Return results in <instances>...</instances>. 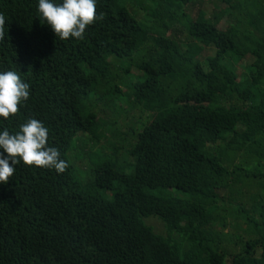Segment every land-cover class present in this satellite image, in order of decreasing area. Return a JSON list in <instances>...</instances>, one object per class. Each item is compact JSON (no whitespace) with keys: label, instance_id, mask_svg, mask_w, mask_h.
Here are the masks:
<instances>
[{"label":"trees","instance_id":"16d2710c","mask_svg":"<svg viewBox=\"0 0 264 264\" xmlns=\"http://www.w3.org/2000/svg\"><path fill=\"white\" fill-rule=\"evenodd\" d=\"M188 1H154L143 27L120 0H96L104 19L83 40H61L38 0H0V73L16 71L30 91L16 116L0 117V132L38 119L69 165L58 173L21 160L8 183L0 182V264H264V205L237 210L251 235L233 239L239 249L228 255L224 222L213 214L216 190L241 179L264 196V86L256 75L264 69V0H218L242 10L227 34L201 9L185 20ZM183 20L182 48L166 21ZM201 45L214 49L206 70L196 59ZM222 56L250 58L249 80L225 75ZM114 60L126 63L131 98L154 114L129 127L130 172L102 159L80 183L62 143L81 131L96 137L101 120L85 102L91 90H116ZM131 63L136 74H127ZM248 160L252 167L242 171ZM101 188L111 190L108 198ZM147 215L176 240L154 233L141 219Z\"/></svg>","mask_w":264,"mask_h":264},{"label":"rangeland","instance_id":"374dc122","mask_svg":"<svg viewBox=\"0 0 264 264\" xmlns=\"http://www.w3.org/2000/svg\"><path fill=\"white\" fill-rule=\"evenodd\" d=\"M120 1L143 27L149 21V12L152 10V3L154 1L162 3V0ZM197 9L203 10L206 16L212 17L215 20L214 24L216 28L223 34L229 33L232 27L235 26L236 21L242 19V10L233 4L224 5L218 0H189L182 6L181 10L185 16V20L191 19ZM185 20L179 23L166 21L170 26L171 36L176 39L182 48L188 43L184 31ZM201 46L202 50L196 59L200 62L202 68L206 70V57L212 55L214 49L211 46ZM226 60L229 63V67L224 70L225 75L229 76L231 73H234L239 80H249V71L254 69L250 65V58L242 57L234 63L229 61L227 56H222L221 62ZM124 64L126 63L122 61H113V73L117 75V78L114 79L116 90H108V86L105 85V90H91L88 94L89 99L85 102V109H92L98 114L101 120V127L97 130L96 137L93 135H84L83 131H81L76 133L72 138H69L74 139L77 137V140L64 141L62 143L67 150L70 149L66 152V155L72 165L73 174L80 183L91 179V168L93 164L102 159H110L120 169L130 172L133 158L129 154L131 142L129 127L144 122L154 114L148 111L146 107L142 109L141 105L135 103L131 98L126 83L127 78L124 76L125 73L122 69ZM132 64L134 63L127 66V74H136L135 64L134 66ZM256 75L261 85L264 86V69L257 71ZM129 106H133V108ZM238 122L236 128L239 129L242 126L241 121ZM220 146V143L216 144L215 149H218ZM239 161V156H237L233 160V164L239 165ZM232 166L235 167L234 165ZM240 167L242 171L245 168L250 169L252 162L249 160L245 161L240 164ZM248 182L250 181L241 179V182L229 185L223 190L221 188L216 190L218 198L213 214L222 218L224 222L221 231L228 238L227 243L224 244L227 255L239 249V244H235L233 239H245L251 235L250 228L244 223V220L237 210L241 206L249 209L253 202L258 205L257 207L262 208L264 205V196L259 192V186ZM98 193L108 198L111 190L101 188L98 189ZM226 195H229L228 199H226ZM141 219L154 233L162 236L169 235L171 241L176 240V235L172 231H167L157 216H141Z\"/></svg>","mask_w":264,"mask_h":264},{"label":"clouds","instance_id":"9594fccd","mask_svg":"<svg viewBox=\"0 0 264 264\" xmlns=\"http://www.w3.org/2000/svg\"><path fill=\"white\" fill-rule=\"evenodd\" d=\"M38 12L61 40L70 37L83 40L86 28L104 19L103 12L97 15L96 0H61L60 3L38 0ZM5 26V16L0 13V41L5 37ZM29 96V84L16 71L0 73V117L7 120L16 116ZM48 139V128L35 118L21 124L15 133L7 128L0 132V148L7 154L0 153V182L8 183L15 172L14 166L21 160L28 166L54 168L63 173L69 165L60 159L57 148L49 146Z\"/></svg>","mask_w":264,"mask_h":264}]
</instances>
